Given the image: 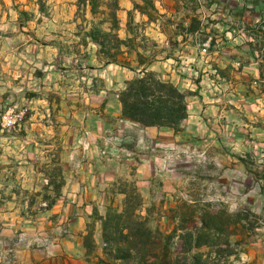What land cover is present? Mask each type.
<instances>
[{
    "label": "rangeland",
    "instance_id": "1",
    "mask_svg": "<svg viewBox=\"0 0 264 264\" xmlns=\"http://www.w3.org/2000/svg\"><path fill=\"white\" fill-rule=\"evenodd\" d=\"M160 1L169 15L159 13L151 4L152 0H133V8L125 15L126 36L123 39L118 34L120 25L114 0H71L69 3L75 7L60 13V16L73 18V23L66 25L64 32L80 35L78 43L83 45H87L90 40L101 52L96 60L86 56L59 58L61 63L68 66L64 67L66 69L71 65L81 66L84 63L85 66L97 63L104 65L110 58L135 66L136 52L145 59L158 60L157 56L161 55L170 56V59L176 61L181 53L177 54L173 49L179 48L180 42L170 37L177 34L189 37V44L196 47L201 58L213 57L212 52H223V48L225 55L222 59L229 62L226 68L216 67L212 71L219 84L202 78L204 81L199 85V88L203 87V91L207 89L208 93L213 90L208 94L209 97L219 98L217 102L221 108L217 110V114L214 110L209 113L208 122H205L207 117L201 116L188 123L182 121L178 131L172 129L174 134L171 138L146 144L147 148L154 149L152 153L157 158L150 170L152 182L146 185L138 183L140 180L126 170L104 187L106 200L102 208H92L94 220L87 224V233L83 238L84 260L87 264H183L182 260H176L184 243L176 228L184 226V230H189L194 226L198 227L202 214L209 212L211 217L208 221H214L213 215L217 214L220 216L217 219L218 227L221 230L227 228L225 233L231 234L228 240L234 254L228 258H220L218 264H264L259 259V254L264 252V0ZM135 10L146 13L152 21H160L163 32L171 35L169 39L157 41L146 36L143 33L145 26L135 21ZM49 12L43 11L46 16ZM113 24L116 27L113 28ZM67 44L65 43L66 48L70 46ZM203 48L206 50L202 51ZM174 53L177 54L176 57ZM69 72L62 73L66 79L73 78V74ZM243 72L247 76L241 82L227 83L221 77L223 73L234 77ZM24 75L28 76L21 74V77ZM195 76L197 81H201L199 74ZM219 80H222L221 83ZM91 84L89 89H79L74 88L72 82H65L56 92L34 85L18 92L33 97L46 95L51 97L50 100L61 96L60 100L68 101L77 95L81 96L82 93L79 92L82 91L89 94L98 92L103 81L96 76V81H91ZM21 86L25 85L21 83ZM182 92L186 95V101L187 96L192 95L189 91ZM13 104L11 106L16 108H27L21 124L16 129L1 126L0 129L10 132L17 130L21 140L19 147L26 142L40 144L38 141H48L47 136L27 137L23 123L29 114V107L20 101ZM5 109H0V112ZM57 109L50 107L49 119L54 120L52 115ZM189 109H193L190 103ZM193 113L196 117L199 116L198 110ZM36 123L34 128L45 130L42 124L45 122ZM46 124L53 126L54 122ZM38 144L36 145L39 146ZM22 154L29 156L25 152ZM16 172L27 174L26 169ZM60 172V166L41 171L53 183L50 185L39 182L33 188H19L17 201L14 202L21 222L19 225H42L43 233L40 237L46 239L45 243L51 239L49 229L54 214L49 213V209L60 191ZM35 187L37 191H34ZM125 200H128L130 209L145 218V224L153 231L154 239L160 241L165 249L143 246L136 258L117 260L114 263L112 257L117 252L104 250L102 220L109 211L121 212L125 207ZM47 204L50 208L46 207ZM99 212L102 214L99 215ZM237 212L247 217L242 221V228L229 225ZM96 221L100 229V247L93 241ZM17 230L21 231L20 228ZM62 230L59 235H66ZM200 250L206 251V248L201 247ZM1 260L4 264H13L16 260L14 251L6 252Z\"/></svg>",
    "mask_w": 264,
    "mask_h": 264
},
{
    "label": "crops",
    "instance_id": "2",
    "mask_svg": "<svg viewBox=\"0 0 264 264\" xmlns=\"http://www.w3.org/2000/svg\"><path fill=\"white\" fill-rule=\"evenodd\" d=\"M70 1L0 0V109L19 101L27 105L30 111L23 123L27 137L47 136L49 139L38 141L40 144L26 142L19 147L21 140L17 130L10 132L0 129V264H4L1 258L8 251L15 253L13 264H87L83 238L87 233V224L94 220L92 208H102L106 200L104 187L126 170L140 180L138 183L150 184V170L157 158L152 153L154 149L147 148L146 144L165 141L174 134L167 127H142L121 114L118 92L124 82L132 78V70L114 63L87 66L84 63L64 68L68 66L58 60L63 56H86L95 60L101 56L99 48L89 39L87 45H83L78 43L80 35L63 31L66 25L73 23L72 16H60L63 10L70 11L75 7ZM132 2L117 0L118 34L121 39L126 36L125 15L133 8ZM161 2L152 0L151 4L159 13L169 15ZM43 11H50L49 15L46 16ZM134 13L135 21L145 26L143 33L150 39H169L171 35L163 32L160 21L148 19L144 12L135 10ZM170 39L180 42L179 48L173 49L177 54L181 53L178 59L174 61L170 56L159 55L158 60L150 61L147 69L156 72L161 79L170 81L180 91L192 92L187 96L188 115L184 123L201 117H207L205 122H208L209 113L214 110L217 114L221 108L217 102L219 98L209 97L213 90L208 93L199 85L204 81L202 78L219 84L212 71L216 67L224 69L229 64L222 59L225 49L221 48L224 53L217 50L212 52L213 57L203 59L198 56L196 47L189 44L190 38L186 35L177 34ZM65 43L71 44H67L70 46L66 48ZM67 71L73 74V78L64 77L62 73ZM21 74L28 76L21 77ZM198 74L201 81H197L195 75ZM96 76L103 81L98 92L89 94L82 91L79 92L81 96L68 101L60 100L61 96L50 100L51 97L46 95L33 97L19 94L24 87L27 90V86L34 85L56 92L65 82H72L74 88L89 89ZM244 76H247L245 72L234 77L232 74L221 75L227 83L245 81ZM21 83L25 86H21ZM189 103L193 109H189ZM51 106L58 108L52 115L54 120L49 119ZM197 110L199 116L196 117L193 112ZM39 121L54 122V125L42 123L45 130H38L34 127ZM23 152L29 156L26 157ZM52 166H60L61 187L55 203L49 209L54 219L49 229L51 239L46 245V239L40 237L42 225H19L21 222L14 202L17 201L19 188H33L39 182L51 185L53 182L41 171ZM20 169H26L27 174L16 172ZM37 190L35 187L34 191ZM18 228L20 232H17ZM62 229L67 230L66 235H59ZM93 241L100 247L97 221ZM259 259L264 263V252L259 254Z\"/></svg>",
    "mask_w": 264,
    "mask_h": 264
},
{
    "label": "trees",
    "instance_id": "3",
    "mask_svg": "<svg viewBox=\"0 0 264 264\" xmlns=\"http://www.w3.org/2000/svg\"><path fill=\"white\" fill-rule=\"evenodd\" d=\"M114 7L118 9L117 0H114ZM112 26L116 27L115 24ZM134 61L135 66L116 58H110L107 62L127 67L134 72V76L126 80L118 92L121 114L142 127H167L178 131L181 122L188 115L185 93L147 69L151 59H145L136 53ZM124 206L121 212H107L102 220L104 250L117 252L112 257V262L136 258L143 246L165 249L160 241L154 239L153 231L145 224V218L129 208L128 200H125ZM46 207L50 208V205L47 204ZM225 215L231 219L228 214ZM213 216L215 220L208 221L211 216L209 212H204L200 218V226L189 230H184V226L176 228L180 231L179 236L184 239L176 260H182L183 264H218L220 258H228L234 254L228 240L231 234L225 233L227 228L221 230L218 227L217 219L220 216ZM234 216L235 219L229 225L244 227L242 221L247 217L240 212ZM201 247H205L206 251L200 250Z\"/></svg>",
    "mask_w": 264,
    "mask_h": 264
},
{
    "label": "built area",
    "instance_id": "4",
    "mask_svg": "<svg viewBox=\"0 0 264 264\" xmlns=\"http://www.w3.org/2000/svg\"><path fill=\"white\" fill-rule=\"evenodd\" d=\"M206 48H203L202 51H205ZM27 108L20 107L16 108L15 106H10L5 110L0 112V126L2 128L16 129L21 124ZM63 233H67L66 229L62 230ZM48 242H46V245Z\"/></svg>",
    "mask_w": 264,
    "mask_h": 264
}]
</instances>
